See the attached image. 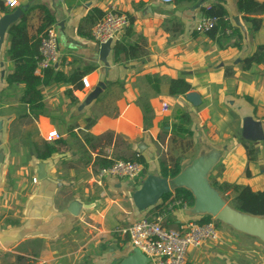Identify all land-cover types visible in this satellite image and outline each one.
<instances>
[{
	"label": "crops",
	"instance_id": "obj_1",
	"mask_svg": "<svg viewBox=\"0 0 264 264\" xmlns=\"http://www.w3.org/2000/svg\"><path fill=\"white\" fill-rule=\"evenodd\" d=\"M222 1L231 27H237L233 18L238 17L239 34L193 30L205 16L201 7L213 0H17L14 8L0 0L7 9L0 10V17L35 3L52 10L59 51L54 74L67 79L76 69L90 68L80 89L53 78L40 84L41 107L35 113L24 99L23 85L6 81L13 65L7 56L8 29L4 33L0 264H111L126 257L134 247L125 229L165 211L157 214L156 205L163 202L158 198L150 203L148 197L158 189L169 190L165 207L178 198L171 178L160 172L162 161L170 166L169 157L181 156L182 169L196 156L211 154V185L215 181L264 191V65L242 66L243 59L264 44V0H254L260 6L250 12L238 10L237 0ZM110 6L131 19L138 48L137 54L119 61L110 50L105 70L90 30ZM251 18L259 19L253 32ZM38 22V12H31L28 28L33 31ZM173 79L189 84L187 92L197 93L200 104L192 106L184 94H169ZM177 124L191 135L174 144L171 127ZM50 131L57 132L60 137L55 140H63L65 146L41 160L37 153ZM244 144L254 149L252 159ZM114 159H141L142 174L134 179H98L102 164ZM144 176L151 180L146 199L150 204L144 199L140 206L134 194L146 182ZM73 202L80 203L75 215L69 210ZM190 207L165 214L162 225L181 231L184 222L202 216L189 212ZM225 226L216 241L188 247L185 264H264V245L258 239Z\"/></svg>",
	"mask_w": 264,
	"mask_h": 264
},
{
	"label": "trees",
	"instance_id": "obj_2",
	"mask_svg": "<svg viewBox=\"0 0 264 264\" xmlns=\"http://www.w3.org/2000/svg\"><path fill=\"white\" fill-rule=\"evenodd\" d=\"M178 1V0H177ZM181 1V0H180ZM185 2H194L195 0H182ZM67 5H70L66 1ZM237 9L243 12H250L259 9V4L254 0H237ZM0 10L2 12H7L3 4H0ZM22 15L19 19L8 27L7 33L9 36V48L7 50V56L11 60L13 65V71L6 76V81L9 84L20 83L24 88V99L28 103L29 108L35 113L41 107V98L38 90L40 84H47L53 78L56 81L67 80V82L73 88H82L84 86L82 77L89 70V67L83 69H76L67 79L60 73H53V67H49L42 71V74H34L36 67V60L38 56V46L41 33L50 25L55 22L52 10L43 3H35L32 5L22 7ZM38 12L39 22L33 31L28 28L27 17L33 12ZM201 13L205 16H215L217 17L216 27L208 32L207 34L215 33L217 30L223 32L225 27H231V24L227 18V10L223 5L222 0H213V2L207 7H201ZM104 14V13H103ZM102 16V14L100 15ZM101 18V17H100ZM128 25L123 29L120 37L115 39L111 44V52L114 61H119L122 56H131L137 54V44L133 39L134 30L132 27V21L129 19ZM251 26L250 31H256L259 28V19L251 18L249 19ZM232 28V34H239L240 30L234 25ZM80 31V27L78 28ZM262 64L264 65V44L257 46L255 51L245 57L242 61L243 67H248L250 64ZM190 89L189 84H187L182 79H173L169 82V94L171 95H183ZM186 116V115H184ZM188 121L187 118H184ZM172 137L170 140L174 144H178L181 138L184 136H190L191 131L187 129L183 124H177L171 127ZM65 146L63 140H52L46 141L42 150L38 151L37 157L44 160L50 157L53 153L57 152L60 147ZM247 155L250 159L254 157V149L252 146L244 144ZM186 148H190L187 143ZM141 162V159H136ZM170 166H166V161L161 163V175L168 178L175 177L180 171L181 156L169 157ZM166 163V164H165ZM110 162L102 164V166L109 165ZM212 186L216 188L217 191L224 194L229 191L230 193L224 198H229L231 206L234 208L257 216H264V191H253L250 187L246 185L239 184H229L221 183L217 184L215 181L212 182ZM171 192L163 193L160 197V204L156 205L157 214L162 212L165 208V200L170 196ZM175 197L183 198L187 204L190 206L192 204V197L188 190L184 188L174 189ZM231 196V197H230ZM194 222L198 224L212 222L214 226L220 224L217 220L209 215H202L200 218L196 219Z\"/></svg>",
	"mask_w": 264,
	"mask_h": 264
},
{
	"label": "built area",
	"instance_id": "obj_3",
	"mask_svg": "<svg viewBox=\"0 0 264 264\" xmlns=\"http://www.w3.org/2000/svg\"><path fill=\"white\" fill-rule=\"evenodd\" d=\"M9 8L17 6V0H3ZM171 2L173 0H160ZM128 25L125 14L119 12L114 6H110L103 16L93 24L90 30L91 38L98 44L107 40L112 42L118 39L123 29ZM217 25V17L202 16L193 26V30L199 34H206ZM232 28L225 27L224 34H231ZM59 60L57 34L53 25L47 27L40 35L38 56L35 72L57 64ZM84 85L86 81L83 80ZM60 135L50 131L45 139L48 141L58 139ZM142 171V165L136 159H114L107 166H101L97 172L98 179L103 177H119L134 179ZM187 202L181 198H174L168 202L165 211L155 218L142 217L125 229L128 240L133 247L139 249L149 258V264H185L188 247H199L205 242L216 241L218 231L212 222L198 224L194 221H186L182 230L166 228L162 225L165 214L175 208H187Z\"/></svg>",
	"mask_w": 264,
	"mask_h": 264
},
{
	"label": "water",
	"instance_id": "obj_4",
	"mask_svg": "<svg viewBox=\"0 0 264 264\" xmlns=\"http://www.w3.org/2000/svg\"><path fill=\"white\" fill-rule=\"evenodd\" d=\"M22 13V9L17 7L13 11L4 13L0 17V43L2 42L4 33L8 27L16 22ZM233 21L237 27L242 28L241 24L238 22V17H234ZM111 44L112 41L109 39L97 46L99 59L104 64L105 70L109 66L107 57L111 50ZM96 91H99L98 87L94 89V92L88 95L86 100L91 101L94 98ZM184 99L192 106H198L200 104L199 95L193 91L186 92L184 94ZM1 160L2 155H0V161ZM213 160V155L207 153L196 156L187 166L180 169L175 177L171 178L173 183L172 186L174 189L184 188L190 192L192 204L189 212L192 214L209 215L219 223L227 225L234 231L258 239L264 245V216L242 212L226 202L223 195L217 191L208 180V174L211 170L210 167L211 164H213ZM150 181L151 180H146V182L143 183V187L134 194V199L140 203V206L145 203L150 194ZM166 192L170 191L167 189H158L157 193L148 197L150 198L149 200H152L150 203H154L163 193ZM79 206L80 203L78 202L71 203L69 208L70 212L75 215L77 213L76 210L80 208ZM143 206L145 207V205ZM147 262L148 257L134 247L129 255L123 257L118 262L111 264H147Z\"/></svg>",
	"mask_w": 264,
	"mask_h": 264
},
{
	"label": "rangeland",
	"instance_id": "obj_5",
	"mask_svg": "<svg viewBox=\"0 0 264 264\" xmlns=\"http://www.w3.org/2000/svg\"><path fill=\"white\" fill-rule=\"evenodd\" d=\"M141 174H142V172H141ZM141 174H140V175H141ZM147 178H148V176H147V177L144 176V177H143V180H146ZM225 200H226L227 203H229V204L231 205V203H230V199H229V198H226ZM150 201H152V200H149L148 202H150ZM213 220H215V219H213ZM215 227H216V229H217L218 232L226 230V226H225V225L216 224ZM259 243H260V242H259ZM260 245H262V244L260 243ZM262 246H263V245H262Z\"/></svg>",
	"mask_w": 264,
	"mask_h": 264
}]
</instances>
